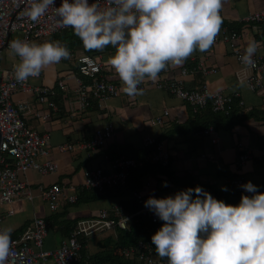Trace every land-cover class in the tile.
Wrapping results in <instances>:
<instances>
[{
  "label": "crops",
  "instance_id": "0c3cea01",
  "mask_svg": "<svg viewBox=\"0 0 264 264\" xmlns=\"http://www.w3.org/2000/svg\"><path fill=\"white\" fill-rule=\"evenodd\" d=\"M264 10V0H222L220 15L222 23L230 29H243L240 47L245 50L249 41L258 44L256 52L264 47V25L242 23L250 13ZM79 52V51H78ZM80 55L81 52H79ZM79 55V56H80ZM104 63L103 76L108 82L117 84L121 88L120 96L107 101L91 99L89 107H82L76 93L77 80L83 78L77 68L76 58L62 59L60 63L44 68L39 77L31 80L35 87L52 88L54 95L48 96V102H53L52 108L48 103H41L33 94L18 92L14 94L15 103L27 102L29 110L25 119L27 124L40 133L50 134L52 152L50 160L56 162L59 170L55 174L44 175L31 170L22 178L32 189L34 200L24 198L12 205L0 208L4 216L2 228H11L12 239L22 234L26 223L34 218H43L51 222L49 232L44 239L43 248L54 250L66 239L65 222L96 217L104 209L122 206L125 210L133 201V196L111 197L96 201L82 202L77 205L64 207L63 205L52 212L41 197L40 190L54 184L68 187L76 186V194L85 180V172L94 168H111L113 161L108 151L102 149H83L82 142L93 138L96 130L110 124L115 128L113 143L118 146L143 148L148 137L161 139L171 154L172 169L181 176L191 174L195 180L215 186L218 189L227 187V181L242 175L246 183L251 181L257 187L261 185L264 176V120L249 119L243 125H238L233 132L224 133L217 130L219 141L216 144L208 137H202L201 127L204 117L194 113L192 109L180 99L159 90L156 84L182 80L189 89L206 84L212 92H224L233 95L236 101L244 102L246 112L256 110L264 112V81L255 91L249 90L245 84L237 82L236 75L240 66L232 56L229 47L224 43L213 44L207 51H194L182 64L171 65L163 70L157 80L145 79L148 85L142 95L129 96L123 91V85L114 69L109 65L107 51L100 55ZM11 61V60H9ZM203 61L207 67L215 68L216 73L203 76L189 74L181 76L183 68L193 69L198 62ZM76 63V65H74ZM15 61L11 67L16 65ZM64 80L66 88L58 86V80ZM238 96V97H236ZM168 110L165 126H152L151 121ZM47 116L46 119L37 118L36 114ZM203 112H201L202 114ZM73 143L77 148L73 152H64L60 146ZM241 145L252 152L253 160L241 167L239 164ZM153 182V181H152ZM150 183L143 187L144 194L152 195L159 191V198L171 196V191L164 186L165 182ZM246 192V191H244ZM248 193V192H247ZM169 194V195H168ZM128 206V207H127ZM127 207V208H126ZM13 211L12 215L8 213ZM119 228L94 238L89 243L92 254L102 248L96 242L105 240L108 236H116ZM96 240V241H95Z\"/></svg>",
  "mask_w": 264,
  "mask_h": 264
},
{
  "label": "clouds",
  "instance_id": "9594fccd",
  "mask_svg": "<svg viewBox=\"0 0 264 264\" xmlns=\"http://www.w3.org/2000/svg\"><path fill=\"white\" fill-rule=\"evenodd\" d=\"M50 7L60 26L71 27L86 50L115 49L108 63L129 96L142 95L138 85L157 80L169 64H182L196 50L207 51L222 24V0H107V6L100 0H62L59 7L54 0H28L25 15L37 22ZM257 47L249 41L240 57L243 64L255 65ZM10 48L19 58L13 67L18 82L70 57L59 41L16 39ZM241 187L253 195H242L236 206L199 186L174 196H150L144 206L164 222L151 237L156 254L167 264H264V193L251 181ZM11 232L0 228V264H10L15 255Z\"/></svg>",
  "mask_w": 264,
  "mask_h": 264
},
{
  "label": "built area",
  "instance_id": "2783aa9c",
  "mask_svg": "<svg viewBox=\"0 0 264 264\" xmlns=\"http://www.w3.org/2000/svg\"><path fill=\"white\" fill-rule=\"evenodd\" d=\"M72 2V0H69ZM94 0H89L91 4ZM28 0H0V129L2 142L0 147V208L12 205L18 200H34V195L29 183L22 178L27 172L34 170L41 174H55L59 170L56 162L50 160L52 152V142L50 134L40 133L31 128L25 119L29 110L27 102L15 103L14 94L23 92L33 94L41 103H48L52 108L53 102H48L47 97L54 95L52 88L35 87L31 80L37 77H29L25 82H18L14 78L13 67L5 68L1 62L2 54L5 51H12L10 43L16 39L34 41L47 40L65 31L73 30L71 27H61L58 23L59 17L53 8H49L46 14L39 21L34 22L25 15V8ZM62 0H54V6L59 7ZM101 6H107V0H100ZM242 23L252 24L260 28L264 25V10L248 14ZM242 39L240 32L228 27L222 28L215 38L214 44H226L233 57L236 58L240 66L237 73V82L245 84L249 90L255 91L264 81V47L254 54L255 65L249 67L241 62L240 57L244 50L240 47L239 41ZM75 58L74 56H72ZM19 63V58H18ZM17 63V64H18ZM77 68L83 78L77 80V96L82 107L90 105L91 99L107 101L111 98L120 96L121 88L112 82H108L103 76L104 63L100 56L92 57L80 55L76 58ZM215 68H209L203 61L198 62L193 69L183 68L181 76L189 74H202L207 76L216 73ZM39 77V76H38ZM84 77L87 80H84ZM146 82L138 85L145 89ZM58 86L66 88L64 80H58ZM157 89L164 90L170 95L180 99L187 104L194 113H201L210 108L214 113L229 115L233 108L236 98L224 92H212L206 84L189 89L182 80L159 82ZM238 97V96H236ZM239 101L240 106L244 102ZM168 110L155 117L151 121L152 126H165ZM37 118L46 119L47 116L37 113ZM202 137H208L213 144L218 143L219 135L214 127L202 130ZM115 128L112 124L95 131L93 139L82 142L80 147L83 149H102L108 142L113 140ZM146 147L155 146L156 150L147 157L163 166L170 163V155L165 150V144L157 141L153 137L145 140ZM77 148L76 144L69 143L60 146L64 152H73ZM241 153L238 160L241 167L253 160L252 152L239 145ZM264 157V150L262 151ZM142 166V163L135 159L120 157L111 161V168H94L85 172L83 190H97L102 192L105 187H113L118 184H126L131 170ZM244 178H235L227 181L228 186H232L238 191H245L241 185L245 184ZM76 191L75 185L68 187L54 184L45 189H41V197L47 202L52 212L57 211L66 203L75 204L76 194L69 192ZM139 210L131 212L122 206H114L112 209H104L96 217L79 220L74 226L69 238L54 250L43 248L44 239L48 234V222L43 218H34L26 223V228L22 234L12 239V252L10 264H77L82 261V251L84 244L82 239L99 236L113 229L119 228L127 230L129 223L140 216L148 218L156 230L160 229L164 223L152 211L144 206L146 201L143 194H134ZM13 214V211L8 213ZM4 216L0 213V228ZM123 255L130 260H137L143 264H167V258H161L156 254L155 247L150 242L141 241L136 247L123 249ZM89 264V263H86Z\"/></svg>",
  "mask_w": 264,
  "mask_h": 264
},
{
  "label": "trees",
  "instance_id": "16d2710c",
  "mask_svg": "<svg viewBox=\"0 0 264 264\" xmlns=\"http://www.w3.org/2000/svg\"><path fill=\"white\" fill-rule=\"evenodd\" d=\"M224 27H227L225 23L221 24L220 30ZM219 30V31H220ZM236 30V29H233ZM243 29H238L236 31L242 33ZM55 39L58 40L61 44L69 47L74 51L77 50L81 52V54L89 55L92 57H98L103 54L106 50L113 48L112 46L106 47L102 51L96 50H86L82 44V41L74 34L73 30L65 31L61 34L55 36ZM46 40L42 41L45 42ZM114 49V48H113ZM74 56V52L70 53V57ZM84 80H87L84 77ZM168 93V92H167ZM199 116L204 117V122L202 123L199 130H204L209 127H214L216 130L224 133H232L234 128L238 125H243L249 119L256 120H264V112L252 110L246 112V110L239 105V101H236L233 105L231 113L229 115H224L221 113H214L210 108L203 113H199ZM94 136V135H93ZM154 138V137H153ZM93 139V138H92ZM157 141H161V139L154 138ZM163 142V141H162ZM104 151H108L112 160L118 159L120 157H126L135 159L137 162H141L142 166L137 169L131 170L130 175L126 184H118L113 187H105L102 192L97 190H79L77 193V202L75 204L66 203L64 207H68L71 205H77L82 202H90L101 200L105 198L111 197H121V196H133V201L131 205L127 204L129 208L128 211L137 212L139 210V205L134 198V194L136 192L143 194L145 199L147 200L150 196L159 198V191L152 195H145L143 192V187L149 186L150 183H158V185L163 181L167 183V189H174L175 192L171 196H174L177 192L186 190L187 188H195L197 186L201 187L203 190L210 193L215 199L222 200L226 204H230L236 206L240 203V199L242 195H253L252 193L238 191L232 186L225 187L227 191H222L221 189L216 188L213 185L201 183L195 180L194 176L191 174L180 175L175 170L172 169L171 162V154L169 153L167 147L165 146V150L170 155V163L168 166H163L158 162H154L151 159H147L149 155H151L155 150V146L143 147L134 149L130 146H118L113 143L111 140L107 143V145L102 148ZM238 178H243L242 175L235 176ZM258 191L264 193V176L261 185L258 186ZM195 196V193H193ZM127 206V207H128ZM126 207V208H127ZM77 222H65V235L66 238H69L71 232L76 225ZM51 222H48V232L51 227ZM157 232L154 228L151 221L144 217L140 216L129 223V227L127 230H118L116 236L110 235L105 240L96 242L95 245L102 248L95 254H92L89 250V243L96 237L90 238L89 240H81L84 244V248L82 251V261L77 264H143L137 260L127 259L123 255V249L128 247H136L139 242H150L152 244L151 237ZM96 241V240H95ZM155 247L154 244H152Z\"/></svg>",
  "mask_w": 264,
  "mask_h": 264
},
{
  "label": "rangeland",
  "instance_id": "374dc122",
  "mask_svg": "<svg viewBox=\"0 0 264 264\" xmlns=\"http://www.w3.org/2000/svg\"><path fill=\"white\" fill-rule=\"evenodd\" d=\"M58 40H59V39H58ZM58 40H56V39H55V36H53V37L47 39L46 41H48V42H52V41H58ZM59 41H60V40H59ZM33 42L43 43L41 40H34ZM106 51H107V53H108L109 56H112V55H114V53H115V49H113V48H110L109 50H106ZM69 52H70V53L74 52V57H75V58H77V57L80 55V53H79L77 50H74V51H73L70 47H69ZM9 60H11V61H9ZM13 60L15 61V63H18V57L14 54L13 51L8 50V51H5V52L2 54L1 62H2L3 66H4L5 68H11V63L13 62ZM74 65H76V63H74ZM168 195H169V194H168ZM169 196H170V195H169ZM106 233H107V232H106ZM106 233H104V234H106ZM101 235H102V234H101ZM99 236H100V235H99Z\"/></svg>",
  "mask_w": 264,
  "mask_h": 264
},
{
  "label": "water",
  "instance_id": "95a60500",
  "mask_svg": "<svg viewBox=\"0 0 264 264\" xmlns=\"http://www.w3.org/2000/svg\"><path fill=\"white\" fill-rule=\"evenodd\" d=\"M1 142H2V134H1V129H0V147H1Z\"/></svg>",
  "mask_w": 264,
  "mask_h": 264
}]
</instances>
